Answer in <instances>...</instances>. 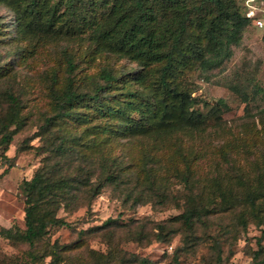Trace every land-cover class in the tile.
I'll list each match as a JSON object with an SVG mask.
<instances>
[{"label": "rangeland", "instance_id": "1", "mask_svg": "<svg viewBox=\"0 0 264 264\" xmlns=\"http://www.w3.org/2000/svg\"><path fill=\"white\" fill-rule=\"evenodd\" d=\"M85 3L94 8L91 0ZM235 3L243 16L254 11L256 19L264 17V0H235ZM0 32L7 34L0 36V70L4 74L0 77V93L12 90L20 94L24 114L30 118L25 129L14 136L6 153L17 167L0 176V231L13 227L24 231L26 204L20 186L24 180L32 179L49 156L44 150L55 149L59 144L53 137L46 143L49 135L42 141L38 127L55 113L53 93H60L66 84L65 51L77 55L74 78L81 86L80 92L97 93L98 86L105 84L100 78L103 70H111L119 78L124 75L135 78L141 68L130 58L118 59L110 53L101 55L103 57L96 55L94 62L81 58L80 49L86 51L91 46L88 34L83 36L87 41L82 48L75 40H53L35 31L27 32L23 41L13 12L5 3H0ZM263 33L264 28L250 23L239 42L230 47L231 56L222 65L204 69L201 59L192 57L172 81L173 87L177 86L196 100L195 108L204 114L209 113L219 99H224L230 107L221 117L217 114L209 119L203 133H181L182 151L190 160L197 158L188 182L183 177L186 173L155 162L148 164V170L153 169L148 178H138V170L142 171L144 164H135V159H144L143 145L157 144L156 133L150 134L154 136L139 132L116 134L117 149L113 152L109 147L112 138L106 135L102 138L88 128V124L79 123L72 134L85 137L75 146L74 153L54 157L55 152H51L55 161L61 157L75 161L76 169L82 164L84 175L94 174L90 177L91 184H105L90 211L87 208L76 212L59 211L58 217L70 226L51 228L46 243L66 247L62 252L64 264H98V260L102 264H139V261H131V255L145 258L149 264H249L260 247L264 259V225L257 226L252 219L242 225L239 220L244 214L237 210L241 207L214 216L205 227L198 224L193 232L186 231L180 220L173 221L193 201L210 202V192L221 188L241 197L245 188H258L264 180V136L257 145H253L254 139L249 144L246 141L255 129L264 130V117H261L264 101L255 93L257 87H264ZM155 75L153 73L151 78H157ZM148 83L144 87L149 86ZM144 87L136 83L131 86L134 90ZM98 122L101 125V121ZM59 128L66 133L72 130L57 124L51 132L55 134ZM99 162L111 167L95 165ZM3 172L1 170L0 175ZM111 172L116 173L115 184L105 183ZM109 219L117 221L115 230L109 232L106 227L93 232ZM160 224L165 225L167 231L172 230L162 243L156 241L159 232L156 228ZM29 250L26 244L14 245L0 236V264H28ZM50 262L51 257H47L39 264Z\"/></svg>", "mask_w": 264, "mask_h": 264}, {"label": "trees", "instance_id": "2", "mask_svg": "<svg viewBox=\"0 0 264 264\" xmlns=\"http://www.w3.org/2000/svg\"><path fill=\"white\" fill-rule=\"evenodd\" d=\"M75 1L0 0V3L10 6L23 41L26 40V33L31 31L53 40H75L79 48L84 47L89 39L91 46L86 51L80 49L81 58L94 62L96 55L110 53L118 56V59L126 57L137 62L141 71L135 78L128 75L119 78L111 70H103L100 78L105 84L98 86L97 93L80 92L81 86L74 78L77 55L72 56L65 51L66 84L60 93H53L55 113L46 117L38 127V136L42 141L49 135L46 143L53 137L59 144L55 149L47 147L44 150L49 156L42 161L32 179L24 180L20 186L26 204L25 230L13 227L0 231V236L14 245H28V264H39L47 257H51L50 264H64L62 252L66 251V247L46 243L51 228L70 226L58 217L59 211L76 212L82 208L90 211L92 202L105 187L101 182L91 184L90 177L94 174L84 175L82 164L76 169L75 161L63 160V157L74 153L75 146L85 137L84 134L73 135L74 128L79 123L88 124V128L98 132L102 138L105 135L112 138L109 147L113 152L117 149L116 134L130 132L134 135L139 132L154 136L150 134L156 133L159 138L157 144L143 145L144 159H135V164H144L142 171L138 170V178H148L153 171L148 170V164L155 162L186 173L183 177L188 182L197 158L190 160L188 154L182 151L184 143L180 139L181 133H203L211 121L209 119L217 114L221 117L230 107L224 99H219L211 111L204 114L195 108L196 100L177 86L173 87L172 81L192 57L201 59L204 69L222 65L231 56L230 47L239 42L250 23L255 25V18H250L248 14L243 16L236 8L235 0H91L94 8L88 7L85 0ZM63 5L65 7L62 9ZM86 34L87 40L83 37ZM6 35L0 32V36ZM262 40L264 42V33ZM153 73L157 78H151ZM1 74L3 72L0 70V77L4 75ZM146 82H149V86L144 87ZM133 83L144 89H132ZM255 93L264 101V87H257ZM122 97L126 99L121 101ZM24 109L20 94L12 90L0 93V171L4 170L0 176L17 167L14 159L6 153L14 136L28 125L30 118L24 114ZM135 117L139 120H134ZM261 117H264V111ZM98 121H101V125ZM57 124L62 128L71 127L72 130L66 133L59 128L54 134L51 129ZM263 132L255 129L248 134L247 143H252L254 139L253 145H257L264 136ZM52 151L55 152L54 157H63L55 161ZM95 165L111 167L106 162ZM114 173L106 176L105 183H116ZM83 175L85 177L82 179ZM261 181L258 188H245L241 197L236 192H224L221 188L210 192V202L193 201L173 221L180 220L186 231L193 232L198 224L205 227L214 216L241 207L237 210L247 215V218L240 216L242 225L245 226L246 221L252 219L257 226H262L264 180ZM106 227L110 232L118 227V223L109 219L93 232ZM157 227L156 241L165 242L172 230L167 231L163 224ZM262 254L260 247L249 264H264ZM130 259L139 261V264L150 263L136 255H131ZM98 264H102L101 260H98Z\"/></svg>", "mask_w": 264, "mask_h": 264}, {"label": "built area", "instance_id": "3", "mask_svg": "<svg viewBox=\"0 0 264 264\" xmlns=\"http://www.w3.org/2000/svg\"><path fill=\"white\" fill-rule=\"evenodd\" d=\"M248 16L250 18H255V12L254 11H250V13L248 14ZM254 22H255V25L259 28H264V17H261V18H255L254 19Z\"/></svg>", "mask_w": 264, "mask_h": 264}]
</instances>
